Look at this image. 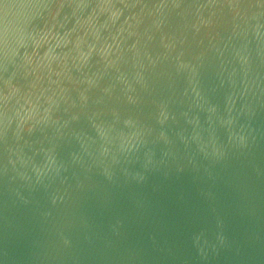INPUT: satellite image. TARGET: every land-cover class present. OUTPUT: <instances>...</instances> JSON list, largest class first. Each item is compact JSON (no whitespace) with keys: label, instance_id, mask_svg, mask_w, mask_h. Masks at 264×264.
I'll return each mask as SVG.
<instances>
[{"label":"water","instance_id":"1","mask_svg":"<svg viewBox=\"0 0 264 264\" xmlns=\"http://www.w3.org/2000/svg\"><path fill=\"white\" fill-rule=\"evenodd\" d=\"M0 264H264V0H0Z\"/></svg>","mask_w":264,"mask_h":264}]
</instances>
